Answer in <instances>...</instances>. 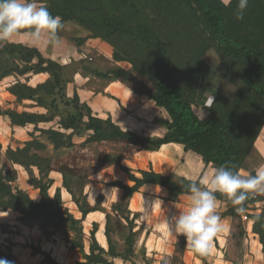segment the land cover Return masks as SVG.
Returning <instances> with one entry per match:
<instances>
[{"label": "rangeland", "instance_id": "1", "mask_svg": "<svg viewBox=\"0 0 264 264\" xmlns=\"http://www.w3.org/2000/svg\"><path fill=\"white\" fill-rule=\"evenodd\" d=\"M83 1L91 8L103 3L104 13L99 16L105 17L107 23L104 25L100 18L81 11L78 17L85 21L87 26H82L77 21H66L65 28L60 32L63 43L70 47L71 44H82L81 40L99 39L112 51L113 60H109L105 54L93 51L79 61L71 58L69 64L54 60L64 67L63 78L70 82L66 84L68 97V88H72L76 76L81 74L83 78L88 79L86 89L98 94L100 107H106L108 103L116 107L121 115L117 123L120 122L122 129L146 138H163L158 136L165 131L160 126L167 129L171 118L165 109L158 107L147 95H142L147 90H154L156 81L134 70V65L146 69L147 61L155 57L143 39L127 31L128 26H142L151 30L165 47L175 80L200 120H205L213 114L224 116L240 111V106H234L227 100L236 99L240 91L247 90L241 79L247 61L233 60L222 55L217 44L199 25L193 8L189 7L185 0ZM209 2L219 4V0ZM42 3L49 8L47 0H42ZM263 7L264 0H249L242 21L237 20L232 13L228 15L229 34L244 44L248 41L250 43L252 38L255 39V35L264 40V23L257 19L252 25L250 21L246 22L261 11L264 14ZM119 23L122 24L121 27L117 26ZM96 35L103 39L95 38ZM259 41L262 42V39ZM114 53L126 61L117 62L114 60ZM36 62L35 60L34 63ZM20 64L25 66L24 63ZM120 70L129 72L134 81L115 80L114 73ZM13 77L23 84L27 83V76ZM258 80L264 83V77ZM13 81L8 79L0 82V102L4 110L48 114L46 108L32 107V101L19 102L17 98L13 101L7 100L3 89ZM115 82L135 95L133 102L128 106L139 110V114H135L134 109H127L126 102L117 95L116 89L113 88L115 94L107 91L108 86ZM218 94L223 97L220 104H209V97L214 95L216 99ZM74 96L75 94L70 98L73 99ZM136 96L142 97L144 102L137 101ZM152 102L157 109H150ZM10 103L11 105H8ZM80 103L90 107L81 98ZM59 107L55 121L40 124L39 127L65 133L71 137L72 147H69L67 140L64 147L55 149L47 135L34 131L35 126L29 127L32 135L24 138L15 136L9 126L7 135H3L2 128L6 127V119H0V180L9 186L12 194L22 192L35 205L43 204L42 208L23 213L6 208L11 203V195H0V256L14 264H47L44 261L48 256L59 264L86 263L85 257L90 255L89 250L96 243L92 232L96 231L97 235L102 228L103 231L100 232H104L108 244L110 238L114 251L122 256L117 260L128 264H216L206 255L193 251L187 244L186 237L181 236L170 239V252L166 257L160 253L157 256L148 253L144 247L146 239L149 238V249H154L156 240L160 239H157L155 224L146 220L148 216L142 218V215L148 214L144 210L156 209L157 212L152 213L154 216L160 215L162 218L159 223H163L164 215L179 212L183 205L190 206V200L180 196L174 200L170 193L164 194L152 188L140 191L125 200L124 191L116 186L117 183L126 186L134 184L117 163L108 162L110 157L118 159L121 165L130 169L137 178H140L141 172L144 171L183 178L186 172L183 150L163 148L159 151H149L142 146L118 141L86 144L93 133L86 131L84 127L75 134L73 131L61 129L60 121L66 118L72 107L63 104ZM92 113L94 116L93 110ZM153 117L151 122L158 125L157 127L148 126L147 121L145 123V118ZM27 143H30L27 148L28 155L36 157L30 161L39 163L41 168L36 165L26 166V162L22 160L15 162L10 159L9 151L24 150ZM37 158L40 159L39 162ZM49 167L50 171L47 172ZM161 201H166V204ZM171 202H176L177 205H172ZM226 204L223 215L233 217L234 223L228 248L225 249V264H264V258L257 259L255 253L258 242L260 245L262 243L259 234L254 231L256 218L264 215V203L250 208L244 202V212L234 211L233 209L239 206L233 205L231 200ZM84 211L90 213L84 217ZM250 222H253V228L249 230ZM261 227L264 231L262 224ZM95 239L97 241L96 236ZM254 239L257 242H254ZM98 245L100 246L99 243ZM109 250L110 245L107 252ZM186 255L190 256V259L186 258ZM108 259L114 261L113 258Z\"/></svg>", "mask_w": 264, "mask_h": 264}, {"label": "trees", "instance_id": "2", "mask_svg": "<svg viewBox=\"0 0 264 264\" xmlns=\"http://www.w3.org/2000/svg\"><path fill=\"white\" fill-rule=\"evenodd\" d=\"M185 1L189 7L193 8L199 25L217 44L222 55L233 60L243 59L247 61V66L241 75V79L246 85L247 90L239 92L237 96L239 101L237 98L227 100L228 103L234 106H240L239 112L227 113L224 116L213 114L205 120H200L192 104L186 100L180 85L176 82L165 47L163 44H160V40L148 28L128 26L127 31L131 35L143 39L155 56L153 60L147 61L146 69H140L134 65V70L156 81L154 90H147L142 95H147L158 107L165 109L171 118V122L168 123L167 127L168 132L163 138L151 139L142 137L132 131H124L111 117L103 120L93 116L91 108L86 104L80 103L77 92L73 99L67 96L66 84L70 82L63 78L62 72L64 67L62 65L56 63L54 60L45 58L36 48L8 42L0 44V82L14 75L27 76V83L23 84L17 81L8 88V91L19 102L29 100L34 103L32 107L46 108L48 114L27 111L20 113L15 110H4L0 105V117L7 116L13 126L26 127L34 125V131L47 135L55 145V149L58 150L65 146L67 140H69V147H72L71 137L60 131L40 129L39 125L54 122L58 116L56 114H59L57 113L60 108L59 106L63 104L64 106L72 107V111H69L66 118H62L60 121L61 129L73 131V134H75L81 130V127H84L86 131L93 133L86 141V144L118 141L142 146L149 151H159L162 146L168 144H180L184 146L186 152L192 151L202 157V160L207 165L213 164L215 167L222 165L234 166V170L240 171L264 128V83L258 80L264 77V40L255 35L256 40L252 38L250 43L248 41L244 44L229 34L227 17L231 13L234 14L238 0H232L228 5L223 3L222 0H219L218 5L209 2V0ZM47 2L50 5L48 8L50 13L53 16L59 15L64 22L77 21L82 26H87V23L78 17V13L83 11L94 15L97 19L100 18L104 25L107 23L105 17L99 16L104 13L103 3L101 6L91 8L83 0L79 2L75 0H47ZM262 10H264V7ZM256 19L264 23L262 11L257 15L255 14L253 18L246 20V22L250 21L249 23L252 25ZM117 26L121 27L122 24L119 23ZM95 38L102 37L96 35ZM260 39H262V42L259 41ZM85 41L86 39L81 40L80 43H84ZM35 60L37 61L36 63H34ZM114 60L117 62L126 61L117 53H114ZM20 63H24L25 66L22 67ZM42 73L50 75V78L46 82L38 84L36 87L28 84L33 75ZM114 78L115 80L123 79L125 82L134 81V77L129 72L123 70L115 72ZM222 98L218 94L213 105L217 106L220 104ZM49 99H51L50 102L48 101ZM29 135H32V133H29ZM29 145L30 143H27L26 148L18 152L9 151L10 159L15 162L22 160L26 162V166L36 165L41 168L39 163L30 161L36 157L28 155L27 148ZM1 149L0 144V155ZM37 160V162L40 161L38 158ZM108 162L117 163L121 170L127 173L129 180L134 183L133 186L117 183L116 186L124 191L125 200L138 193L147 184L159 185L168 189L171 197L175 200L181 195H189L186 191L188 183L201 181H193L175 176H163L152 171L141 172V178H137L132 174L130 169L123 167L118 159L110 157L108 158ZM49 171L50 167L47 169V172ZM2 194L11 195V203L6 208H13L25 213L29 210L43 207L42 203L35 205L22 192L12 194L9 186L0 180V195ZM215 195L217 200L223 202L231 200L219 192ZM253 195L250 194L249 198L245 201L246 206L258 202L264 203V196L253 197ZM236 209L237 207L233 210L235 211ZM89 213L90 211H84V217ZM261 224L264 226V215L256 218L254 227L255 233H258L260 236L264 253V231ZM92 236L96 243L91 247L90 255L85 257L86 263L82 264H113L108 259L109 257L113 259L122 257L114 251L110 238V250L107 252L98 245L95 239L96 231L92 232ZM0 259L5 258L0 256ZM44 262L47 264H59L50 256ZM11 264L14 263L11 262Z\"/></svg>", "mask_w": 264, "mask_h": 264}, {"label": "clouds", "instance_id": "3", "mask_svg": "<svg viewBox=\"0 0 264 264\" xmlns=\"http://www.w3.org/2000/svg\"><path fill=\"white\" fill-rule=\"evenodd\" d=\"M249 0H238L234 15L237 20L244 19ZM65 22L59 15L53 16L42 0H0V42H10L23 36L27 43L38 46L43 43L53 51L62 48L60 32ZM214 95L209 104H214ZM190 206L168 222L170 231L186 237L193 251L208 253L211 241L224 231V221L217 214L216 193L231 199L238 212H244V202L250 194H264V164L255 169V174H242L234 166H219L212 170L211 178L186 185ZM0 264H11L0 259Z\"/></svg>", "mask_w": 264, "mask_h": 264}, {"label": "crops", "instance_id": "4", "mask_svg": "<svg viewBox=\"0 0 264 264\" xmlns=\"http://www.w3.org/2000/svg\"><path fill=\"white\" fill-rule=\"evenodd\" d=\"M231 1L232 0H222V2L227 4V5ZM0 43H6V42H0ZM8 43L25 44L28 47L36 48L45 57H47L51 60L62 62L63 64H69V62L71 61V58H73L74 60H78V61L82 60V59L87 57V54L89 52H92V51L96 52L97 54L98 53L99 54H105V57H107L109 60H113L112 51L109 50L99 39L89 38L84 43H82L80 45L76 46V45L71 44L70 47H68L66 45V43L64 42L62 48L57 50V51H53L50 47H45L43 45V43L41 45H38V46H32L26 42V40L23 36H19V37L15 38L13 41H10ZM48 78H49V75L47 73L33 75L30 79L29 84L35 87L38 84L46 82V80ZM8 79H13L14 81L11 84L7 85L6 86L7 89L4 88L3 92H4V95L8 98L7 100L13 101L14 99H16V97L8 91V88L11 85L15 84L17 82V80L15 79V77L11 76V77L4 79L3 81H6ZM87 82H88V79L83 78V76L81 74H78L75 78V82H74V85H72V88L69 87L67 90L68 95L71 97L73 94H75V92H77L79 97L81 98V100L83 102L88 103L89 106L92 108V110L95 114L94 116L101 118V119L111 117L112 120L120 126L121 125L120 122L117 123V121L121 118L120 117L121 115H120V113H118L116 107L114 105H112L111 103H108V106H106V107H100V104H98L99 103L98 94H95L94 92L86 89L85 86L87 85ZM114 85H115V87H114ZM113 88L117 90V95L122 99V101L124 103L126 102L127 107H128L127 109H132V110L134 109V110H136L135 114H139V110L128 106L133 102V98L135 97V95L128 88H124L123 86H121V84L118 82H115L114 84H111L110 86H108L107 91L110 92L111 94H115L113 92ZM136 97L138 98L137 101L144 102V99L142 97H140V96H136ZM149 102H151V101L149 100ZM137 104H138V102H137ZM0 105L3 108L2 102H0ZM8 105H11V103ZM149 107L151 110H155V108H156L155 103L152 102V104L149 105ZM3 117H5V119H6V121H5L6 127L2 128L3 135H7L8 126H9L10 130L12 132H15L14 133L15 136H18L20 138H24V137L29 136V133L31 132L29 127L34 126V125H28L26 127L13 126L10 119L7 116H1L0 119H2ZM151 119H154V117L153 118H145V123L147 121V122H149L147 124L148 126L157 127L158 125L154 124V122H151ZM160 127L162 129H164L165 131H163V133L158 134V136L164 137L166 132H167V129L163 126H160ZM124 131H126V130H124ZM163 148L164 149L177 148L179 150H183L184 156H185V161H186L185 167H184L186 169V172L183 175V178H186L188 180H193V181L203 180L205 177H208L209 179L211 178L212 170H213V168H215V166L213 164L207 165L206 163H204V161L202 160V157H200L196 153H194L192 151L186 152L184 150V146H182L180 144H174V143L162 146L161 150ZM261 164H264V128L262 129L260 135L258 136V139L255 142L254 148L249 153L246 161L244 162V166L240 170V172L242 174H255V169L258 166H260ZM147 188H152L155 191L156 190L162 191L164 194L170 193L168 189L161 187L159 185H154V184H147L144 187H142L140 189V191L146 190ZM121 190H123V189H121ZM140 191L138 193H135V194H139ZM123 195H124V193H123ZM257 196L262 197V196H264V194H258L257 193L255 195H253V197H257ZM148 197H150V196H148ZM180 198H186L187 199V198H189V195H181ZM152 199H154V198H152ZM161 202L163 204L166 201H161ZM261 203H263V202H258L256 204H248L247 206L250 208L251 207L255 208V206H258V204H261ZM171 204L175 205V206L177 205L176 202L175 203L171 202ZM226 205H227L226 202L217 200L216 212L218 215H222L220 217L224 221V231L213 238V240L211 241V251L210 252H208L206 254L199 252L200 254L206 255L209 260L216 262V264H225L226 263V261H224L225 260V256H224L225 249L228 245L229 237L231 236V234H232L231 232L233 229L234 218L223 215L224 212L226 211L225 210ZM159 206H162V205H159ZM188 207H189L188 205H183L182 207H180L181 210H179V212H173V213H170L168 215L167 214L164 215L165 218L163 220V223H159L161 221L159 219L162 218L160 215L154 216V213H152V212H157L156 209H151L152 211L144 210V212L145 213L148 212V214L142 215V218L144 219L148 216V218H146V220H150L152 224H155L156 231H157L156 236H157V239H160L159 241L156 240V243L154 244V249H149V247H150L149 238L146 239L144 247L148 250V253L150 252L153 256H157V254L160 253V254H164L166 257V254H168L170 252V247H171V240L170 239H172L174 236L184 237L183 235L173 234L172 231H170L168 222H171L172 218L174 216L179 215L180 212L187 211ZM139 211H141V210L139 209ZM151 216H153V217H151ZM248 228H249V230L253 228V222L248 223ZM100 231H103L102 228L99 230V232L96 235L97 242L100 244V246L103 249H105L107 251L108 246H109L107 238H105V236H104L105 234H103L104 232L101 233ZM169 241H170V245H168ZM253 241L257 242L255 239ZM261 245L258 242V244L256 246L257 249L255 250V253L257 255V259L260 258L263 260V258H264L263 246H261ZM188 254H191V253H188ZM186 258L190 259V256L186 255ZM117 259L118 258L114 259L113 264H128V262H125L123 260H117ZM144 264H147V263H144ZM150 264H157V263L156 262H150Z\"/></svg>", "mask_w": 264, "mask_h": 264}, {"label": "bare ground", "instance_id": "5", "mask_svg": "<svg viewBox=\"0 0 264 264\" xmlns=\"http://www.w3.org/2000/svg\"><path fill=\"white\" fill-rule=\"evenodd\" d=\"M102 239V238H101ZM103 240V239H102Z\"/></svg>", "mask_w": 264, "mask_h": 264}]
</instances>
